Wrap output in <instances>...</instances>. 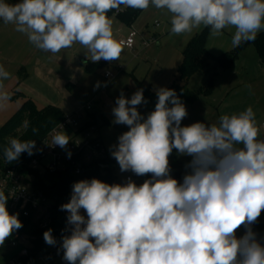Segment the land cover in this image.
Masks as SVG:
<instances>
[{
  "label": "clouds",
  "instance_id": "obj_1",
  "mask_svg": "<svg viewBox=\"0 0 264 264\" xmlns=\"http://www.w3.org/2000/svg\"><path fill=\"white\" fill-rule=\"evenodd\" d=\"M150 3L171 13L176 35L203 25L219 36L234 27L232 46L238 47L264 29V0H0V19L15 24L39 50L56 54L78 42L91 61L110 62L119 59L122 48L107 13L121 5L146 10ZM9 76L0 66V108L11 99L2 91ZM156 95L155 110L146 119L137 109L146 103L143 89L131 99L121 94L112 109L113 122L129 130L118 137L111 155L122 172L152 178L141 185L131 179L76 182L70 201L61 206L73 226L62 239L63 259L69 264H264V246L249 227L264 211V140L258 139L252 108L221 116L219 126H181L187 110L175 91L159 88ZM70 139L55 132L50 145L63 149ZM34 148L33 140L11 138L3 158L12 163ZM174 149L192 158L182 183L170 175ZM7 199L0 191V246L22 227L18 215L9 213ZM242 225L248 230L238 239ZM43 238L56 244L51 229Z\"/></svg>",
  "mask_w": 264,
  "mask_h": 264
},
{
  "label": "rangeland",
  "instance_id": "obj_2",
  "mask_svg": "<svg viewBox=\"0 0 264 264\" xmlns=\"http://www.w3.org/2000/svg\"><path fill=\"white\" fill-rule=\"evenodd\" d=\"M6 2L15 4L22 2V0H6ZM108 17L112 20L113 36L117 42L119 39H123L127 32L128 34L131 31L137 33V38L133 46L134 50L130 51L128 55L124 54L123 51L119 59L114 63L117 66L125 67V69L119 75H115V78L111 80V82H114L113 87H109L104 91L101 89L104 87L105 83L110 80L103 77V70L105 69H98L94 76L92 75L93 81H82L79 86H76V88L72 90L70 97L75 104L80 107L93 96L97 98L92 105V110L85 112L80 109L73 115L75 119L80 116L81 119L78 123L84 124L88 114H102L103 120L99 121L98 127L91 132V138L101 142L105 151V156L109 160L114 161V163L110 165V172L116 177L117 184L127 183L126 179L128 178L137 185H141L145 180L151 178L137 176L130 170L122 172L118 162L111 155L112 146L118 144V137L129 130L127 125L115 124L113 122L114 115L112 109L116 106V99L120 97L121 94H123L126 99H131L132 95L137 90L144 88L149 89L154 95H156V91L159 88H167L178 76V67L181 63L182 51L185 46L196 34L201 32L206 33V48L213 56L216 57L222 54L234 53L236 58L232 66L218 70V76L216 75L211 92L208 94H205L204 91L206 90V84L209 79V68L198 73L188 81L180 83L183 88L188 89L196 96L191 103L181 101L187 110V116L181 121V126H189L196 122L204 123L206 126H219V118L221 116L239 114L251 107L255 114L257 127L259 128L258 139L264 140V65L261 64L255 48L250 44H246L247 42H245V46L241 49L232 46V39L236 31L234 27L223 29L219 36H212L210 34V27H205L203 25L193 28L191 32H185L180 35L172 34L171 13L167 12V10L156 9L151 3L130 26L123 25L121 29L119 28V21L116 19L115 14L108 15ZM2 23L4 22L0 19V24ZM7 25L9 29L7 31L12 32V34L10 33L8 35V38H11L12 35V39H9V41H14L15 38H27L26 34L15 30V24L7 23ZM261 31H264V29ZM4 40L5 39L1 36L0 52H3L2 49L4 47H8ZM143 40L150 42V45L146 48H142L141 44ZM82 49H85L87 53L90 54L88 50L78 42L74 43L70 48L62 49L56 54L72 59L71 56L76 55L82 51ZM126 59L127 61L129 59L134 61L131 68L125 66ZM49 65L52 68H58L56 65ZM0 66L5 67L6 65L0 63ZM108 70H111L110 73L115 72L112 71L114 69H111V67H109ZM6 71L10 76L7 80L2 81V91L9 93L11 99L7 102L6 106L0 108V126H2L19 108L23 101H25L14 95L15 93H13V90L6 88L9 79L11 76L13 77V73L10 70ZM64 90L65 92L69 91V89ZM42 93L47 95L52 101L49 102L50 104H59V107H65V111L72 108L66 98H61L58 90L53 86H43ZM31 99L38 109L48 106L46 102L36 100L33 96H31ZM152 106V103L145 105L142 103L137 106V109L141 116L146 119L150 114ZM238 147H242V145H238ZM191 159L192 158L187 155L179 154L175 149L170 155V167L176 170L177 168L173 167V165L179 166L177 170L183 172L182 177H174L178 182L182 183L184 175L191 171V169L187 167ZM26 186L25 184V187ZM80 214L87 219V214L84 209L80 210ZM68 215L69 213L67 212V216ZM83 226L84 225H82V227ZM236 236L238 239L241 236V231L239 229L236 231ZM8 242L9 240L7 238L4 245L0 246V255H3L5 259L15 253L9 248Z\"/></svg>",
  "mask_w": 264,
  "mask_h": 264
},
{
  "label": "trees",
  "instance_id": "obj_3",
  "mask_svg": "<svg viewBox=\"0 0 264 264\" xmlns=\"http://www.w3.org/2000/svg\"><path fill=\"white\" fill-rule=\"evenodd\" d=\"M142 11L143 10L141 9H134L121 5L119 11L113 9L108 12L107 15L115 14L116 19L122 25L130 26ZM205 38L206 33L201 32L196 34L188 42L182 51V60L178 67V76L175 78V81L167 87V89L174 90L181 101L187 103L193 102L196 96L188 89L183 88L180 85L181 82L188 81L198 73L209 68V79L206 84V90L204 91L205 94H208L211 92L218 70L232 66L236 58L234 53L222 54L216 57L211 55L205 47ZM246 44H250L255 48L261 64L264 65V31L259 32L254 41L247 42ZM244 46L245 42L241 43L237 48L241 49ZM101 66L100 63H87L85 65V71L87 73H94ZM20 73L21 72H19V74ZM143 96L146 101V103H143L144 105L150 103L153 104L150 109L151 113L155 110L158 96L145 88L143 89ZM169 106L171 107V105ZM63 118L64 114L57 107L48 105L42 109H37L29 100H25L13 115L2 126H0V168H2L1 163L3 162L8 166H15L22 163V166L19 168V173L24 177V181L28 182L31 178L34 189H36L39 195L49 204L50 222L44 229L39 228L30 217L18 215L22 227L14 233L25 236L29 242V249L33 253H39L46 247L47 243L43 238V234L49 229H51L55 240H62L64 236L71 235L72 226L68 224L67 211L61 210V206L70 201L72 187L76 182L81 180L90 181L95 178L108 184H117L116 177L110 172V165H112L114 161L109 160L105 155L102 158L93 159L90 163L86 164L83 167L82 174L78 176L72 174V169L67 167V164H65L64 169L57 170L53 173L39 175L37 172L27 167L26 163L30 156L27 152L22 153L19 159L12 163L5 162L3 158V149L8 146L11 138H16L21 142L30 140L35 141L34 152L45 135L61 122ZM102 120V115L99 113L88 114L82 128L87 129L89 127H94V129H96L99 121ZM33 128L38 129V132L33 133ZM170 175L172 178L179 176L182 177L183 172L177 169L174 170L170 167ZM142 177L152 178L151 174H146ZM249 227L252 232L255 233L256 240L264 246V211L261 212L257 221ZM247 230L248 229L243 225L240 238L246 234Z\"/></svg>",
  "mask_w": 264,
  "mask_h": 264
},
{
  "label": "built area",
  "instance_id": "obj_4",
  "mask_svg": "<svg viewBox=\"0 0 264 264\" xmlns=\"http://www.w3.org/2000/svg\"><path fill=\"white\" fill-rule=\"evenodd\" d=\"M137 33L131 31L122 42V45L133 50L134 41ZM150 42L143 40L141 46L146 48ZM123 68H118L117 72H122ZM105 79H113V75L106 72ZM93 102L90 101L82 108L85 112L92 109ZM81 117L75 119L74 115H64V118L55 127H53L43 138L33 154L29 156L27 167L37 172L39 175L53 173L64 169L65 164L72 169V174L78 176L82 174L83 167L93 159L104 157L105 151L98 140L91 138V132L94 127L82 128ZM65 132L71 137L66 148L51 146L50 142L55 132ZM71 153L69 157L68 153ZM0 168V191H3L7 199V208L11 214L30 217L39 228L44 229L50 222L49 204L42 198L38 191L34 189L31 178L28 182L19 173L22 163L15 166H8L4 162ZM129 179L127 178L126 181ZM26 182V183H25ZM25 184L27 185L25 187ZM9 248L15 252L6 258L3 264H69L63 259L62 240L57 239L55 245H46L39 253H33L29 249L28 241L25 236L13 233L8 238Z\"/></svg>",
  "mask_w": 264,
  "mask_h": 264
},
{
  "label": "crops",
  "instance_id": "obj_5",
  "mask_svg": "<svg viewBox=\"0 0 264 264\" xmlns=\"http://www.w3.org/2000/svg\"><path fill=\"white\" fill-rule=\"evenodd\" d=\"M119 25V28L121 29L123 25L120 22ZM7 30L9 29L6 23L0 24V37L2 36L5 39L4 42L8 46L7 48L4 47L2 49L3 52H0V63L6 65L3 67L5 70H10L13 73V77L11 76L9 79V83L6 84V88L13 90V93H15L14 95L20 97L23 100H29L30 103L35 108H37L32 102L31 96H33L36 100L44 101L49 106L57 107L64 115L75 114L88 102L92 101L94 103V101H96L97 98L93 96L80 107L79 105H76L73 99L70 97V93H72V90L76 88V86H79L82 81H93V76L97 72V70L94 73H87L85 71V65L91 62L93 63V61H91V54H88L85 49H82V51L76 55H72V59H68L65 56L63 57L58 54H52L51 52H45L43 50L37 49L29 42L28 38H15L14 41H9V39H12V35L11 38H8V35L10 33L12 34V32H8ZM127 36L128 32L125 33L123 39L121 38L122 40H118V43L122 48V52L124 51V54L126 55L130 54V51L134 50V47L133 50H129L122 45V42ZM206 45L207 43L205 41V47ZM116 61L117 60L109 62L101 59L100 61L94 63H100L102 66L99 69H105L103 70V77L106 72L110 73L111 70H108L109 67L114 69L112 71L115 72H111V74L114 76V79L115 75H119L121 73L117 72L118 68H123V71L125 69V67H120L114 64ZM133 62L134 61H132V59H129L128 61L126 59L125 66L131 68L133 66ZM49 64L56 65L58 68H52ZM19 72L21 73L19 74ZM113 79H110V81L106 82L101 90L104 91L109 87H113L114 82H111ZM47 85L56 88L60 97L66 98L67 102L72 108L70 110L67 109L68 111H65V107H59V104H50L49 102L52 101L47 95L42 93V87H47ZM64 89H69V91L65 92ZM99 114L102 115L101 113ZM173 167L179 169V166L173 165ZM239 230L242 233L243 225L239 228ZM4 260L5 257L0 255V264H3Z\"/></svg>",
  "mask_w": 264,
  "mask_h": 264
}]
</instances>
